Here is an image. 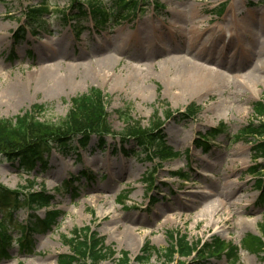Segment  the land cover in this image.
<instances>
[{
	"label": "rangeland",
	"instance_id": "obj_1",
	"mask_svg": "<svg viewBox=\"0 0 264 264\" xmlns=\"http://www.w3.org/2000/svg\"><path fill=\"white\" fill-rule=\"evenodd\" d=\"M72 1L0 0V119L30 110L39 121L59 123L71 98L95 89L106 97L112 134L104 136L102 149L97 137L90 136L85 149L73 143L76 150L67 154L50 150L43 155L45 165L31 168L0 156V186L18 193L20 200L16 209L0 211L11 237L0 253V264H57V257L69 252L63 237L84 227L115 253L100 264H123L124 254L126 264H140L134 259L141 257L145 243L155 251L146 264H264V247L257 252L244 245L249 236H261L264 246V200L256 187L257 177L264 181V156H254L252 138L236 139L248 123L264 122L253 111L256 102L264 104V72L257 82L244 85L232 78L235 71L220 67V77L196 95V81L182 78L175 62L163 64L176 59V53L147 50L154 44L186 48L188 32L198 28L203 34L196 48L208 47V37L216 35L217 49H224L226 61H237L235 70L242 75L257 59L243 49L264 46V0H134L137 11L114 26L110 22L95 29L82 20L79 32L61 16ZM75 1L84 7L90 0ZM43 2L48 9L42 18L45 26L33 35L22 18L28 7ZM20 27L25 34L18 41ZM146 34L149 42L139 51L133 43ZM123 41L129 48L116 51ZM186 58L191 60L192 54ZM166 80L174 83L173 93L165 90ZM190 104L198 107L194 116L187 115ZM34 105L42 108L31 110ZM121 110H128L144 127L158 119L162 124L157 132L176 156L161 160L142 154L135 159L121 153L126 145L118 137L125 126ZM220 124L225 132L196 144ZM127 144L125 149L139 152L133 143ZM254 167L258 172L252 174ZM40 191L49 196V206L26 207L25 195ZM52 210L60 212L56 223L31 233L30 244L22 249L17 240L29 221H41ZM125 226L133 231L126 232ZM175 231L191 245L214 238L231 243L238 247V259L233 263L222 255L201 263L198 255L174 256L168 263L165 250ZM144 235L139 251L132 254L136 239Z\"/></svg>",
	"mask_w": 264,
	"mask_h": 264
},
{
	"label": "trees",
	"instance_id": "obj_2",
	"mask_svg": "<svg viewBox=\"0 0 264 264\" xmlns=\"http://www.w3.org/2000/svg\"><path fill=\"white\" fill-rule=\"evenodd\" d=\"M85 7V8H84ZM81 6L77 1L73 0L69 8L66 9L62 18H69L73 22V29L79 32L82 27V20L91 21L93 28L98 29L112 22L113 26L117 22L125 19L131 13H135L138 9V2L134 0H105L88 1ZM48 12L44 2L28 7L24 13V23L32 31L33 35L37 34V29L45 26L42 18ZM24 27L16 32L17 40L24 38ZM105 96L95 89H91L87 94L79 95L70 99V109L67 115L59 123L42 122L36 119L34 115L26 111L12 119H0V156L9 161H15L21 167L31 168L39 163L45 165L43 155L51 149H56L58 152L67 154L77 149H85L90 140V136H95L98 139L97 147H104V136L112 134L109 124L107 123V113L105 108ZM41 106L34 105L31 110ZM42 108V107H41ZM198 107L190 104L186 107L188 116H194L197 113ZM253 111L256 117H264V104L256 102L253 105ZM169 118L171 115L168 109L164 110ZM119 113L123 116L124 132L118 134L120 141L126 145L131 142L139 149V152L134 153L131 150L125 149L126 145L120 147L121 153L130 155L136 159H141V155L149 159L157 157L158 159H166L167 157H175L176 154L172 149L165 146L164 138L157 130L162 123L158 119H152L151 122L144 127L140 121L130 118L128 110H121ZM225 125L220 124L218 128L207 133L206 137L197 140L199 146L201 142H207L209 137L215 136L217 133L225 132ZM252 138L254 144L252 151L254 156H264V122L248 123L244 126L236 139ZM199 141V142H198ZM200 143V144H198ZM257 169L251 168L250 173H257ZM185 178L184 175H179ZM150 175L149 178H151ZM65 182L64 186H67ZM256 187L260 188L261 200H264V181L260 177L256 180ZM26 207L28 208H47L50 198L43 191L33 192L25 195ZM153 200V199H152ZM20 200L18 193L0 186V211H10L18 207ZM8 217H11L9 213ZM58 210L48 211L45 218L41 221L32 219L26 225L22 238L17 240L22 249H25L30 244L28 236L33 232H40L51 228L59 216ZM6 223L3 219L0 221V253L4 252L6 246L9 245L11 237L6 233ZM261 234L264 235V225L260 226ZM170 248L165 250V257L168 263H171L174 256L188 259L198 255L201 263L207 260V257L225 256L235 263L238 259V247L231 243L219 241L216 238L210 242L198 241L191 245L185 235H180L178 231L171 232ZM215 240L217 242L215 243ZM63 244L68 247L69 252L61 254L57 257V264H100L101 262L110 259L114 256V252L104 248L103 241L97 237L96 233L90 227L75 229L70 237H63ZM246 250L262 251V237H250L244 243ZM146 243L141 249V257L136 258V262L146 264L154 248L146 247ZM128 262L127 255H123L122 263ZM182 264V263H181Z\"/></svg>",
	"mask_w": 264,
	"mask_h": 264
},
{
	"label": "bare ground",
	"instance_id": "obj_3",
	"mask_svg": "<svg viewBox=\"0 0 264 264\" xmlns=\"http://www.w3.org/2000/svg\"><path fill=\"white\" fill-rule=\"evenodd\" d=\"M182 14H185L184 11H182ZM207 30H204L206 32ZM189 35L186 36L187 40V46L185 47H178L174 45H170V47H164V49L159 47V45L154 44L153 47H149L147 50H152V51H158L161 54H166L169 55L171 52L176 53L177 56L176 59H166L164 61V65H169L172 62H175V66H178L180 76L185 79L193 80L196 81L197 85L194 88L196 95H199L203 92V90L207 87L210 86V81H212L213 78L215 77H220V71L218 70L220 67H224L227 71H235L236 73L232 75V78L240 81V84H249L252 82H257L259 79H261L260 72H264V46L261 45L260 49H257V51L254 50L253 45L248 46L246 49H243L245 54L248 57H253L254 54H256L257 59L255 63L250 67L248 71L243 72L242 75H240L239 71L240 70H235L238 67L237 61H231L228 62L226 61V54L223 48L217 49L218 46L217 44V36L213 35L212 37H208V42L210 43L209 46L205 44L204 47H199L196 48L198 43H199V37L202 36L203 31H199L198 28H194L191 31L188 32ZM211 33V32H210ZM146 36V37H144ZM142 38H140L137 42L133 43L138 46L139 51H142V45L144 43L149 42V36L148 34L144 35ZM185 40V36L183 38ZM255 41V40H254ZM254 43V42H253ZM126 41H123L121 46H117L116 51H119L121 48L127 49L129 48V44H126ZM201 44V43H200ZM145 51V49H144ZM214 52L217 53V56H214ZM244 52H241V54ZM143 53V52H141ZM181 53L185 54V56L180 55ZM192 54V59H187L186 55ZM205 54V55H203ZM208 55V56H206ZM145 57V56H142ZM53 67V66H47V69ZM214 67V68H213ZM103 79H105V75L102 76ZM246 82V83H245ZM165 87L167 91L170 93H173V90L175 89L174 83H171L169 80H166ZM13 92H16L14 90ZM179 95V94H178ZM19 94H15L14 98H19ZM126 232H131L133 231V228L126 227L125 226ZM145 239V235L136 239L135 243L133 244V249H132V254H136L140 247L142 242Z\"/></svg>",
	"mask_w": 264,
	"mask_h": 264
}]
</instances>
